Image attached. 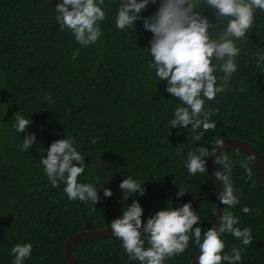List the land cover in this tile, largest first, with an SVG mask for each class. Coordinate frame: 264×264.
<instances>
[{
    "label": "trees",
    "instance_id": "obj_1",
    "mask_svg": "<svg viewBox=\"0 0 264 264\" xmlns=\"http://www.w3.org/2000/svg\"><path fill=\"white\" fill-rule=\"evenodd\" d=\"M61 2L0 0V264H13L12 247L26 243L33 250L24 264H68L65 245L70 237L110 228L133 200L144 210V223L159 210L190 202L200 220L193 228L212 227L217 190L210 158H206L207 172L193 176L186 167L187 154L202 146L211 150L217 139L240 140L264 161V62L257 66V53L264 55V11L255 10L244 42L235 41L240 52L228 89L211 101L205 98V110L218 109L209 118L216 128L196 141L191 125L170 127L179 100L166 92L167 82L159 81L149 66L154 58L147 48L153 34L144 30L142 21L134 22V28L116 27L123 0H104L106 17L98 22L102 35L87 47L75 40L71 30H60L55 6ZM199 3L197 11L217 23L205 0ZM157 9L158 3L150 4L140 15L151 16ZM228 19L220 18L217 33L226 28ZM212 63L218 64L215 58ZM214 75L219 78L224 73L217 67ZM220 83L218 79L217 86ZM46 95L51 102L44 99ZM18 111L31 119L23 134L14 127ZM32 133L37 145L22 151L24 135ZM67 137L74 139V147L84 156L87 166L78 183L97 188L96 205L70 200L65 184L54 188L45 174L41 159L46 158V150ZM224 156L232 162L231 180L239 197L238 204L225 206L224 211L239 218L236 227H250L253 240L245 246L224 233L222 254L243 248L238 264H264V181L245 152L228 149L219 157ZM242 160H248L251 179L240 166ZM218 167L224 171L222 163ZM129 177L144 183L143 196L123 197L119 184ZM103 188L111 189L113 196L105 197ZM180 189L185 193L177 199ZM244 206L251 209L248 214L242 212ZM188 235L185 252L163 264H192L200 249L192 232ZM121 245L116 237L94 239L78 243L74 254L78 264H140L130 260Z\"/></svg>",
    "mask_w": 264,
    "mask_h": 264
},
{
    "label": "clouds",
    "instance_id": "obj_2",
    "mask_svg": "<svg viewBox=\"0 0 264 264\" xmlns=\"http://www.w3.org/2000/svg\"><path fill=\"white\" fill-rule=\"evenodd\" d=\"M157 3L158 9L154 14L143 17L140 15L150 4ZM103 4L104 0H62L55 6L60 30H71L75 40L83 47L95 44L102 35L98 22L106 17L101 7ZM205 4L214 11L217 23H212L203 12L197 11L200 7L199 0H123L116 17V27L120 30L129 26L134 28V22L142 21L144 30L153 34L147 49L154 60L149 62V66L159 81L167 82L166 92L179 100L173 113L174 118L169 121L170 127L187 129L191 125V130L197 133L193 137L196 141H200L205 132L216 128V123L209 118L218 113V109L205 110V98L211 101L218 93L223 94L228 89V81L237 71L235 58L240 52L235 41L244 42L246 34L253 27L255 10L264 11V0H205ZM220 18L229 19L226 28L217 33ZM78 55V51L74 53L73 60ZM257 56V66H260L264 62V55L257 53ZM213 58L218 62L215 66ZM217 67L224 73L219 78L214 75ZM218 79L221 81L219 86ZM44 99L52 101L50 95H46ZM13 117L15 130L25 133L31 119H26L19 111ZM37 143L35 133L24 135L21 150L27 151ZM74 143L72 137L52 142L41 163L52 187H59V183L63 182L64 192L70 200L91 201L96 205L100 201L97 188L90 183H78V177L84 173L87 165ZM92 143L95 144L96 140ZM214 143L217 147L224 145L221 139ZM217 147L210 150L209 147L202 146L195 152H188L186 167L195 176L197 173L207 172L206 158L215 157V163H222L224 171L214 173L215 178L222 181V191L218 193V197L223 205L232 208L239 203L231 180L232 162L227 156L221 158L216 155ZM39 149L41 148H37ZM253 158L250 156L248 159ZM240 166L251 179L252 170L248 160H242ZM143 184L129 177L122 180L119 188L123 197L128 199L134 193L143 196ZM103 193L105 197L113 196L112 190L108 188H103ZM184 193L180 189L177 199ZM143 211L140 203L133 200L127 210H123L122 217L110 223L113 236L122 241L121 246L128 258L139 261L140 264H163L166 258L184 253L189 245V232H192L195 244L200 249L195 264H238L241 261L243 248L233 247L231 255L222 254L225 243L221 236L224 233L238 238L245 246L250 245L253 240L252 229L236 227L240 221L231 211L222 210L219 227L207 230H202L199 226L193 228L200 220L190 202L179 208L159 210L146 223L142 221ZM250 211L247 206L242 208L244 214ZM145 242L149 245L147 250L143 247ZM32 250L31 243L13 246V264H24L30 258Z\"/></svg>",
    "mask_w": 264,
    "mask_h": 264
},
{
    "label": "water",
    "instance_id": "obj_3",
    "mask_svg": "<svg viewBox=\"0 0 264 264\" xmlns=\"http://www.w3.org/2000/svg\"><path fill=\"white\" fill-rule=\"evenodd\" d=\"M215 146L214 148H216ZM228 149H237L245 152L247 155L254 157L252 160L254 161L257 170L261 176V179L264 181V161L261 158L260 154L257 152L256 149H254L250 144H248L245 141L240 140H225L224 145L222 147H217L216 155L220 156L221 153ZM210 170L214 179V183L217 190V203H216V210L213 218V224L212 227H219V217L222 213V210L224 211L225 205H223L218 197V193L222 191V181H219L215 178L214 173L219 170L218 164L215 163V157L210 158ZM114 237L112 234V231L110 228L102 229V230H89L84 231L78 234H75L74 236L70 237L65 245V257L68 264H78V260L76 255L74 254L75 246L78 243L94 240V239H101V238H110ZM146 250L145 244L143 246ZM200 255V251L196 256L194 257V260L192 264H195L196 257Z\"/></svg>",
    "mask_w": 264,
    "mask_h": 264
}]
</instances>
